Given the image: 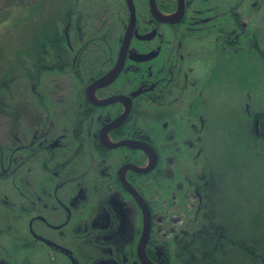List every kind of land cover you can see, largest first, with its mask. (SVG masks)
<instances>
[{
	"label": "flooded vegetation",
	"instance_id": "af4514ba",
	"mask_svg": "<svg viewBox=\"0 0 264 264\" xmlns=\"http://www.w3.org/2000/svg\"><path fill=\"white\" fill-rule=\"evenodd\" d=\"M80 1L64 3L61 69L46 73L66 84L10 119L0 143V264H230L229 202L198 174L225 133L211 116L230 94L226 61L264 38V0ZM125 37L118 74L92 88Z\"/></svg>",
	"mask_w": 264,
	"mask_h": 264
},
{
	"label": "rangeland",
	"instance_id": "374dc122",
	"mask_svg": "<svg viewBox=\"0 0 264 264\" xmlns=\"http://www.w3.org/2000/svg\"><path fill=\"white\" fill-rule=\"evenodd\" d=\"M56 1L49 0L42 12L38 11L37 17L34 16L31 19V17H24L31 15L28 14L29 10L26 9V5H33L36 0H0V53L1 57L5 58L1 63L2 68L10 66L9 69L12 70L2 77L4 84L3 91L0 90V92L5 104L0 110L5 111L6 106L12 118L0 112V143L8 140V132L11 131L10 119L17 118L18 114L25 110V106L31 110L35 98L34 94L27 90L23 77L11 82L9 79L11 77L15 79L19 74H23L21 70H18L22 64L33 63L35 52L29 51L33 42L31 40L43 35L37 33V27L39 25L42 27L52 20L51 8L53 6L59 4L65 9L64 3L77 5L78 0ZM84 1L81 0L80 3L84 5ZM252 2V0H245L246 4ZM256 14V19L259 20L256 22L259 24L261 22L260 33L264 35V9L259 10L258 13L256 11ZM106 26L113 27L112 20L109 24L107 22ZM116 30L118 29L114 28V31ZM76 33L75 30L72 31L74 37ZM49 35H54V32L52 31ZM261 40H253L250 47L244 46L238 52H231L226 61L228 81L224 83V88L229 90L230 94L224 93L223 95L222 91L220 97H226L223 103L221 105L212 104V116L208 111V115L213 117L214 129L218 124L224 127L222 130L225 133L213 142L209 151L210 155L203 162V169L198 174L205 175V179L209 181L217 180L219 191L217 190L216 194L223 195V201L229 202V207H224V215L219 222L228 229L229 237L235 242L226 244L224 248V251L232 256L230 264H264V258H253L252 254L247 251V249L255 251L256 255L264 257V138H258L254 133L256 129L254 123L264 131V54L253 46V44H259L260 48L264 46V38ZM261 49L264 51L263 48ZM27 52L28 55H26ZM204 58L203 55L200 57V59ZM43 81L41 92L45 98L46 96L55 97L54 94L60 92L62 85L66 84L63 78L56 77L55 74L44 76ZM219 119L222 120L219 121ZM221 143L229 146L227 168L221 160ZM209 157H212V165L206 166L210 162ZM234 165L239 169V181H231L224 173V169H228L230 173L235 172ZM207 167L211 168L210 171ZM211 170L215 171L217 176L212 177ZM4 188L5 190L0 193H9L10 185H4ZM214 190H216L215 187ZM1 202L2 197H0ZM3 225L9 226V223L5 220ZM3 244L9 248L6 239ZM240 250L243 259L232 255V252L237 254ZM5 253L11 254L8 249Z\"/></svg>",
	"mask_w": 264,
	"mask_h": 264
},
{
	"label": "trees",
	"instance_id": "16d2710c",
	"mask_svg": "<svg viewBox=\"0 0 264 264\" xmlns=\"http://www.w3.org/2000/svg\"><path fill=\"white\" fill-rule=\"evenodd\" d=\"M48 1L49 0L47 1L36 0L35 4L30 5V6L26 5L27 6L26 9L29 10L28 14H31V15H28V16L25 15L24 17H27V18L31 17V19H33L34 16L37 17V12L38 11L42 12L43 8L45 7V4ZM51 9L53 13L52 20L49 23H46V25L42 27L40 25H39L40 27L39 26L37 27V33L43 34V35L37 36V39L31 40V42L32 41L33 42H32L31 49L29 51L35 52L33 53V57H34L33 63L30 64V62H28L27 64H22L21 67H18V70H21L23 74H19L15 79H12V77L11 79H9L10 80L9 82H11L12 80L16 81V79H19V77H23L26 83L27 90H29L31 93H35L34 97L38 99H42L44 97L43 93H41V83L44 82L43 78L46 75L47 71L48 70L54 71V68L61 66L60 56L62 55V50H63L62 48L63 38H61L62 33L60 31V27H61L60 15L64 11V9L59 4L53 6ZM73 12L74 10L71 12V14ZM21 22H22V17L20 18V26H21ZM52 31L54 32V35H49ZM33 45H34V49H33ZM26 51H23V52H26ZM1 55L2 54L0 53V90L3 91L2 86L4 84V81L2 80V77L6 73L12 72V70L9 69L10 66L6 68H2L1 61L5 60V58L4 56L1 57ZM26 55H28V52ZM31 84L32 86H34V89H33L34 92L31 89L32 87ZM3 98L4 97L0 92V109H2L3 104H5L3 101L4 100ZM38 106L39 105L32 104L31 109H37ZM4 110L5 111L0 110V112L3 111L5 113H8V115H10L11 112L7 110L6 106ZM30 111L32 110H28L27 114L30 113ZM24 113L26 112L24 111ZM13 128L14 127H10L11 130H13ZM247 251L252 254L253 258H257V257L264 258L259 255H256L255 251H250L249 249H247Z\"/></svg>",
	"mask_w": 264,
	"mask_h": 264
},
{
	"label": "water",
	"instance_id": "95a60500",
	"mask_svg": "<svg viewBox=\"0 0 264 264\" xmlns=\"http://www.w3.org/2000/svg\"><path fill=\"white\" fill-rule=\"evenodd\" d=\"M151 1V0H150ZM151 3V5L152 6H154V4L152 3V2H150ZM132 19V21H134V17L133 18H131ZM132 23V22H131ZM131 23H130V25H131ZM132 29V28H131ZM131 29H128V32H127V34L128 33H130L131 32ZM124 42L126 43V45L125 46H123L122 48H121V52H120V62L118 63L119 65H117L115 68H113L106 76H104V78L101 80V81H99L98 83H96V84H93L91 87L93 88L95 85H97V84H99V83H106V82H108V81H110V80H112V79H114L115 78V76L118 74V72H119V70H120V68H121V61L123 62V58H124V52H125V50H126V48H127V44H128V39H127V37H125V39H124ZM256 129H257V124H256Z\"/></svg>",
	"mask_w": 264,
	"mask_h": 264
}]
</instances>
